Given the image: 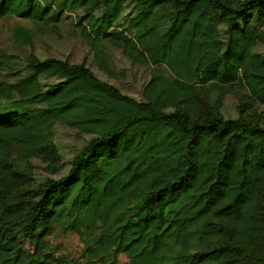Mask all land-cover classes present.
<instances>
[{
  "label": "trees",
  "instance_id": "obj_1",
  "mask_svg": "<svg viewBox=\"0 0 264 264\" xmlns=\"http://www.w3.org/2000/svg\"><path fill=\"white\" fill-rule=\"evenodd\" d=\"M70 14L105 72L107 45L158 70L141 100L58 57L0 83V264H264V124L219 114L237 84L264 104V0H0V17ZM56 124L87 140L33 185L28 158L59 169ZM56 226L78 258L48 249Z\"/></svg>",
  "mask_w": 264,
  "mask_h": 264
},
{
  "label": "rangeland",
  "instance_id": "obj_2",
  "mask_svg": "<svg viewBox=\"0 0 264 264\" xmlns=\"http://www.w3.org/2000/svg\"><path fill=\"white\" fill-rule=\"evenodd\" d=\"M72 15L59 22L52 20L32 21L14 15L0 17V83L17 80L28 73L26 59L29 55L37 58L58 57L70 62H84L101 80L116 86L122 93L135 99H142L143 85L158 69L146 63H134L121 48L106 47L112 65V74L100 67L90 47L79 36V27L71 21ZM23 28L32 33L29 43L14 39L16 29ZM219 114L226 117L248 116L264 124V104L256 103L241 85L228 88L221 98ZM88 135L64 124H56L53 141L56 156L53 159L59 169L52 171L42 156L30 157L31 182L36 185L48 177H59L65 173L72 156L84 145ZM47 247L54 255L78 258L82 243L77 234L69 229L56 226L46 237ZM25 248L31 246L25 243ZM119 262L126 258L119 255Z\"/></svg>",
  "mask_w": 264,
  "mask_h": 264
}]
</instances>
